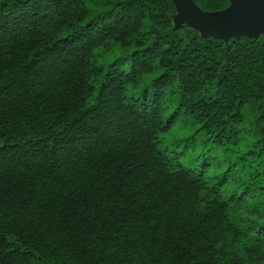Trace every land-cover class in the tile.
Masks as SVG:
<instances>
[{
	"label": "trees",
	"instance_id": "1",
	"mask_svg": "<svg viewBox=\"0 0 264 264\" xmlns=\"http://www.w3.org/2000/svg\"><path fill=\"white\" fill-rule=\"evenodd\" d=\"M176 15L0 0V264H264V35Z\"/></svg>",
	"mask_w": 264,
	"mask_h": 264
},
{
	"label": "water",
	"instance_id": "2",
	"mask_svg": "<svg viewBox=\"0 0 264 264\" xmlns=\"http://www.w3.org/2000/svg\"><path fill=\"white\" fill-rule=\"evenodd\" d=\"M177 8V15L174 20L177 24L187 23L198 30L203 37H215L228 40L232 37L247 35L257 38L260 33L264 34V0H229V8L219 12H205L195 5L192 0H172ZM243 17L255 21V27L251 29H231V28H206L202 27L197 21L202 17H217L233 8Z\"/></svg>",
	"mask_w": 264,
	"mask_h": 264
},
{
	"label": "snow or ice",
	"instance_id": "3",
	"mask_svg": "<svg viewBox=\"0 0 264 264\" xmlns=\"http://www.w3.org/2000/svg\"><path fill=\"white\" fill-rule=\"evenodd\" d=\"M118 2L119 0H113V6ZM197 23L206 28L251 29L256 26L255 21L241 16L235 10V4H233V8H230L228 12L222 13V15L217 17H202ZM262 27H264V23H262Z\"/></svg>",
	"mask_w": 264,
	"mask_h": 264
},
{
	"label": "rangeland",
	"instance_id": "4",
	"mask_svg": "<svg viewBox=\"0 0 264 264\" xmlns=\"http://www.w3.org/2000/svg\"><path fill=\"white\" fill-rule=\"evenodd\" d=\"M259 35H264L263 33H260ZM195 125L191 121V119H188L187 121H180L177 122L171 129L170 132L163 134L160 136V147L162 149L165 148H177L179 151H181V148L183 147V137L185 135H189L192 132L195 131ZM189 156H192V152L186 153L184 155V158H188Z\"/></svg>",
	"mask_w": 264,
	"mask_h": 264
}]
</instances>
